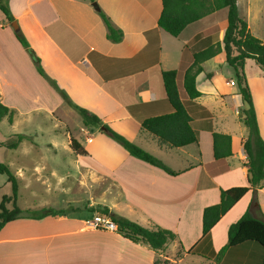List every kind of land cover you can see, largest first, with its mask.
<instances>
[{
    "label": "crops",
    "instance_id": "crops-1",
    "mask_svg": "<svg viewBox=\"0 0 264 264\" xmlns=\"http://www.w3.org/2000/svg\"><path fill=\"white\" fill-rule=\"evenodd\" d=\"M7 4L45 74L72 103L100 118L176 175L131 156L102 133L103 129L82 128L79 143L87 155L73 153L68 142L76 157L72 162L76 170L32 166L33 176L46 185L50 196L33 199L30 207L22 209L50 208L64 210V214L8 223L0 231V264H191L199 259L203 264H223L216 257L228 242L229 227L249 209L254 197L253 215L264 216L263 182L212 229L211 245L202 243L204 209L220 202L222 189L249 185L242 145L249 131L240 114L243 101L235 71L228 66L225 53L206 61L196 79L202 96L195 103L211 113V117L194 118L191 123L199 134L198 142L170 148L144 131L142 122L173 112L161 73L179 70L187 44L192 52L218 42L223 47L227 9L190 24L179 37H173L158 26L162 0H8ZM237 6L250 32L264 41V0H237ZM100 10L122 31L121 42L107 38ZM225 10L226 15L219 17ZM12 22L0 10V102L14 110L34 99L39 100L34 102L39 107L47 101L54 116L65 108V102L39 74L31 53L17 40ZM215 25L220 26L218 33L193 42ZM250 61L245 74L251 86L246 72ZM250 89L264 140V91L256 98L252 86ZM212 133L229 135L232 140L233 154L218 174L211 170L224 165L213 166ZM49 147L57 153L53 144ZM97 206L147 228L173 231L177 239L155 250L142 240L135 242L116 231L90 227L87 222L97 213L92 212ZM198 246L203 256L188 253ZM250 253L240 255L244 264Z\"/></svg>",
    "mask_w": 264,
    "mask_h": 264
},
{
    "label": "trees",
    "instance_id": "trees-1",
    "mask_svg": "<svg viewBox=\"0 0 264 264\" xmlns=\"http://www.w3.org/2000/svg\"><path fill=\"white\" fill-rule=\"evenodd\" d=\"M8 0H0V10L9 21H15L8 4ZM227 9V27L221 43L211 44L198 51H191L187 44L183 51V58L179 70L163 71L161 73L162 83L166 98L173 108L170 114L148 118L142 122V129L156 137L162 145L170 148H181L199 141V134L193 130L191 123L194 118H208L211 113L203 106L195 103V100L202 96L197 89L196 79L203 72V64L221 54L225 53L226 62L235 71L236 84L239 94L242 97L243 108L240 111L242 121L249 131L247 139L243 142V150L247 156L246 167L248 170V186L232 187L222 189L220 202L208 206L202 216V243L211 245V231L218 222L225 216L248 192L256 191L264 182V140L260 134L254 100L248 80L245 74L247 60H253L264 71V41L254 36L248 27L247 22L239 16L237 0H162V12L158 26L172 35L179 37L190 24L203 19L217 11ZM108 33L107 38L113 43L121 42L123 33L116 29L110 19L103 11H99ZM219 25H215L206 31L198 34L193 42L204 36L218 33ZM19 43L29 51L37 67L39 74L46 79L60 94L63 100L77 111L84 127L101 129L119 143L131 156L140 159L148 164L163 169L170 175H176L171 169L165 166L160 160L146 152L133 142L125 139L113 131L107 124L95 115L89 114L87 110L74 105L68 95L49 79L40 65V60L31 52L30 46L20 30L15 32ZM190 53L191 57H188ZM210 79L212 74H207ZM15 111L0 102V123L7 118L13 124ZM213 157L216 165L223 164L224 167L211 170L212 174L224 171L225 160L232 152L231 136L220 133H212ZM28 141L34 143L32 137L17 134L12 139L0 143L1 147L9 150H17L19 146ZM70 148L77 155H87L84 147L74 138H70ZM35 144V143H34ZM208 168L212 164L207 165ZM0 174L7 177L11 185V195H5L0 202V231L8 223L20 218L43 219L48 216H61L64 210H53L44 208L41 210H22L18 206L19 181L7 164L0 163ZM256 203L254 197L249 209L228 230V242L217 254L216 260L223 264H244L240 255L250 253V260L247 264H264V216L256 218L253 215V206ZM92 212L107 215L115 225V231L132 241L142 240L152 249L162 250L168 243L177 239V235L170 230L159 226L152 228L144 227L127 218L118 216L110 211L108 207L97 206ZM254 245V248L251 246ZM189 254L201 255L200 246L188 251ZM227 255H230L227 257Z\"/></svg>",
    "mask_w": 264,
    "mask_h": 264
},
{
    "label": "rangeland",
    "instance_id": "rangeland-1",
    "mask_svg": "<svg viewBox=\"0 0 264 264\" xmlns=\"http://www.w3.org/2000/svg\"><path fill=\"white\" fill-rule=\"evenodd\" d=\"M223 15H226V10L219 13V17ZM246 72L253 93L258 98L259 91H264V76H260L264 71L251 60L246 67ZM46 80L48 81V79ZM7 94L13 97V95H9V92ZM35 101L39 103L38 99H34L33 102L23 103L24 108L16 107L14 109L13 124H10L7 118L0 123V143L12 139L17 134H23L32 137L37 145L34 146L30 142L24 141L17 150H9L0 146V163L7 164L19 181L18 206L21 209L30 207L33 199H46L50 196L46 192V185L37 181L33 176L32 166L48 164L50 167L55 166V169L60 171L76 170L72 164L76 157L70 151L68 142L72 137L82 143V128H85L80 114L64 100L65 108L55 112L54 116L49 110L47 101L41 103L47 106L41 105L40 107L34 103ZM50 144L55 146L57 153L50 150ZM5 195H11V185L7 177L0 174V202ZM57 196L62 197L61 194H57ZM191 264H203V262L199 259Z\"/></svg>",
    "mask_w": 264,
    "mask_h": 264
},
{
    "label": "built area",
    "instance_id": "built-area-1",
    "mask_svg": "<svg viewBox=\"0 0 264 264\" xmlns=\"http://www.w3.org/2000/svg\"><path fill=\"white\" fill-rule=\"evenodd\" d=\"M87 225L96 229L115 231V225L111 218L103 214H95L93 219L87 222Z\"/></svg>",
    "mask_w": 264,
    "mask_h": 264
},
{
    "label": "water",
    "instance_id": "water-1",
    "mask_svg": "<svg viewBox=\"0 0 264 264\" xmlns=\"http://www.w3.org/2000/svg\"><path fill=\"white\" fill-rule=\"evenodd\" d=\"M93 6H94L96 9H99L97 3L94 2V3H93ZM11 27L13 28V30H14L15 32L19 30V25H18L17 21H13V22L11 23ZM101 129H103V127H101Z\"/></svg>",
    "mask_w": 264,
    "mask_h": 264
}]
</instances>
